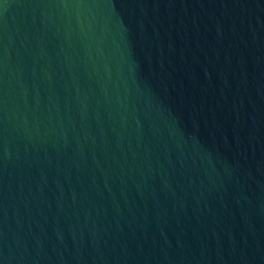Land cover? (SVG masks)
<instances>
[{
	"label": "water",
	"instance_id": "1",
	"mask_svg": "<svg viewBox=\"0 0 264 264\" xmlns=\"http://www.w3.org/2000/svg\"><path fill=\"white\" fill-rule=\"evenodd\" d=\"M0 264H264V0H0Z\"/></svg>",
	"mask_w": 264,
	"mask_h": 264
}]
</instances>
